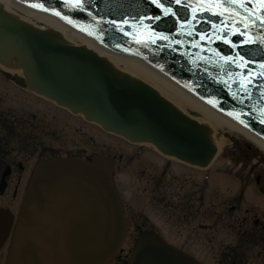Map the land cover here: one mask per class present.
<instances>
[{
	"label": "water",
	"instance_id": "water-1",
	"mask_svg": "<svg viewBox=\"0 0 264 264\" xmlns=\"http://www.w3.org/2000/svg\"><path fill=\"white\" fill-rule=\"evenodd\" d=\"M34 54L38 61L29 69L24 61ZM249 55L258 57L259 51ZM0 63L23 67L36 93L132 141L151 142L196 165H206L215 153L208 130L149 85L119 72L85 47L19 22L1 9ZM112 175V161L102 157L91 163H41L28 188L8 264H106L128 225ZM129 264L195 263L158 236L144 233Z\"/></svg>",
	"mask_w": 264,
	"mask_h": 264
},
{
	"label": "flooded vegetation",
	"instance_id": "flooded-vegetation-1",
	"mask_svg": "<svg viewBox=\"0 0 264 264\" xmlns=\"http://www.w3.org/2000/svg\"><path fill=\"white\" fill-rule=\"evenodd\" d=\"M20 83L16 76L0 70V208L9 210L15 219L38 160L54 156L89 159L110 150L107 135L97 126L46 102ZM87 128L104 142L98 143ZM137 161L140 173L148 172L140 187L139 197L146 200L143 207L149 206L150 196L158 213L155 223L164 224L165 231L174 235L169 239L172 245L201 264H264V196L255 193L259 201L247 203L241 192L252 183L260 186L253 185L254 191H261L260 176L245 183L251 178L246 176L251 169L242 171L236 195L221 197L205 192L200 170L173 173L140 154ZM143 199L137 198L136 205L124 202L137 233L146 224L155 228L140 208ZM221 234L228 241L220 240ZM11 235L12 231L0 246V264L6 262ZM111 264H124L122 253Z\"/></svg>",
	"mask_w": 264,
	"mask_h": 264
},
{
	"label": "bare ground",
	"instance_id": "bare-ground-1",
	"mask_svg": "<svg viewBox=\"0 0 264 264\" xmlns=\"http://www.w3.org/2000/svg\"><path fill=\"white\" fill-rule=\"evenodd\" d=\"M1 5L6 12L11 13V15L14 14L20 20L31 23L40 29H54L61 33L69 43L86 46L99 56L110 61L114 66L152 86L160 93V95L172 102L182 112L199 122L206 123L210 126L212 129L213 141L215 142L219 153L226 143L230 141V137L228 141L226 137L233 132H238L239 135L245 136L247 139L253 141L258 145L260 150L264 152V143L259 138L233 123L231 120L218 114L197 98L186 93L167 77L163 76L142 61L135 58L115 55L94 43L91 39L87 38V36L74 31L60 21L54 19L52 16L25 8L14 0H0V6ZM20 49L22 48L20 47ZM22 56L26 57L27 55L26 53H23ZM37 61V56L34 54L33 58L25 60L24 64L27 68L31 69L32 63ZM20 69L24 72L23 67ZM28 75H30V73L23 75L24 83L28 82Z\"/></svg>",
	"mask_w": 264,
	"mask_h": 264
},
{
	"label": "rangeland",
	"instance_id": "rangeland-1",
	"mask_svg": "<svg viewBox=\"0 0 264 264\" xmlns=\"http://www.w3.org/2000/svg\"><path fill=\"white\" fill-rule=\"evenodd\" d=\"M75 125H78V123H74ZM88 130H91L90 128H87ZM93 136L97 139V142H104V138L96 134L94 130H91ZM234 135L230 141L226 143L224 148L220 151V153L217 156V159L214 161L212 168H211V184L210 189L206 191L208 194H218L221 197H224L225 195L229 197V195H236L235 191H233L231 186H236L235 184L229 182L230 178L224 174H228L230 177H237L238 174H236L235 165H237L238 162L243 161L244 165H250L255 170H257L258 174H261L260 176L263 177L262 183H264V152L260 150L257 144L252 142L251 140L247 139L244 136H240L237 132L230 133ZM107 144L109 148H114L116 150V153H114L116 156L119 155L121 152L117 148H120L121 151H125L128 153H133V148L129 147L126 144H123L119 139L115 137H108ZM146 149L145 153L147 157H150L155 160L157 164H161L164 162L170 163V166H172V172L177 174H190L189 170H187L183 165L177 163V162H169L157 154H155L151 149H149L148 146H144ZM155 154V156L153 155ZM154 157H153V156ZM139 170L141 172L142 170L138 167V164L131 165L126 167L121 173H119L118 176H116L117 183L119 185V188L121 190L122 196L126 199L131 200L132 202H135L137 199V195L140 194L139 186L140 182L138 181V178H141L145 175H147V172L138 174L136 171ZM203 178L202 174H199V179ZM215 177H218L217 182L213 180ZM228 179V180H227ZM245 181V180H244ZM252 182L251 179L246 180L245 183ZM238 187V186H236ZM212 190H214L212 192ZM254 191V186L252 184H246L245 187L242 189L241 192H243L242 197L244 198V201L247 203L250 202H256L259 201L260 198L256 196V194L252 193ZM145 203L144 199L142 200V204ZM146 215L150 219H154L155 210L153 207H148L145 210ZM155 214V215H154ZM161 228L164 230L165 226L164 224L161 225ZM163 234L169 239H173L174 235L169 232L162 231ZM167 234V235H166ZM220 240L228 241V237L221 234L219 236ZM128 246V245H127Z\"/></svg>",
	"mask_w": 264,
	"mask_h": 264
},
{
	"label": "snow or ice",
	"instance_id": "snow-or-ice-1",
	"mask_svg": "<svg viewBox=\"0 0 264 264\" xmlns=\"http://www.w3.org/2000/svg\"><path fill=\"white\" fill-rule=\"evenodd\" d=\"M153 2L155 3L156 0H153ZM177 3L180 2V0H176ZM262 2H264V0H262ZM33 6H36V5H33ZM159 6V5H158ZM167 11H170V10H166ZM249 15H251V13H249ZM193 19H195V17H193ZM257 19H260L259 17H257ZM261 24H264V19H261ZM164 39H167V37H162ZM205 37H201V39H204ZM262 67H264V65H262ZM237 119H239V117H236Z\"/></svg>",
	"mask_w": 264,
	"mask_h": 264
}]
</instances>
